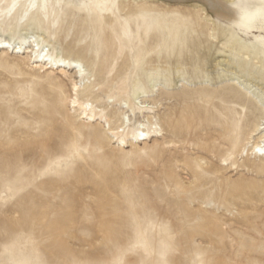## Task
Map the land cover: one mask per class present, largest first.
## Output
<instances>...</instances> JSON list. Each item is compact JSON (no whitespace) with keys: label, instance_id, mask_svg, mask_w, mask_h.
<instances>
[{"label":"rangeland","instance_id":"1","mask_svg":"<svg viewBox=\"0 0 264 264\" xmlns=\"http://www.w3.org/2000/svg\"><path fill=\"white\" fill-rule=\"evenodd\" d=\"M143 2L0 0L1 39L85 70L0 50V264H264L262 33L221 18L264 0Z\"/></svg>","mask_w":264,"mask_h":264},{"label":"bare ground","instance_id":"2","mask_svg":"<svg viewBox=\"0 0 264 264\" xmlns=\"http://www.w3.org/2000/svg\"><path fill=\"white\" fill-rule=\"evenodd\" d=\"M134 1L136 3H138V2L142 3L145 0H134ZM171 1L184 2L185 0H171ZM204 1L206 3L207 7L212 10V12H215V13L220 12L219 7L216 5L218 2L215 4L214 0H204ZM191 7L196 8V6H194L193 4ZM226 7H225L226 8L225 10L222 9L221 18H224V20H223L224 22L225 21L230 22L229 24H231L234 28L240 29L238 27L240 15L236 14L234 16V14L236 12L232 8V6H230V7L226 6ZM202 12H203V10H202ZM218 15H220V14H218ZM204 18L205 17H203V19ZM219 18L220 17H218V19ZM24 44L26 46L23 48L22 46H18L17 44H12L10 41L3 40L0 38V50H3L7 53H12V54H19V55H21V54L25 55L26 54L25 59H27L28 62L32 63L33 67L35 69H37L38 71H41V70L55 71V70H57L61 74L67 76V74H68L67 68H69L70 70L74 71V74L76 75L77 78L84 76V74H85L84 66H82L78 60H73V61L68 62L67 59L55 58L50 53V50L46 49L45 46H40V44L38 43V40L34 39L33 36H26ZM37 52H38V55L36 56ZM218 53H223V51H218ZM60 61H63V63H61ZM224 61H226V60H224ZM244 63L248 64L245 61H244ZM89 79L87 82L84 81L83 84L82 83L78 84V82L73 81V87H74V91L76 92V94H75V97L71 98L69 102L72 105V107L75 108V112H78V114L80 116L83 115V116L88 117L90 120H93V119L95 120V118L98 115L96 108L93 107V105L90 103V100L87 101L84 99L85 97H88L90 95V92L94 91V87L92 86L91 82L89 83ZM82 86H84V87L82 88ZM73 101H75V103H73ZM87 105H91V107H87ZM129 122H130L129 116L124 115L123 125H126ZM116 129H118V128H116ZM140 131H144L146 133V135L143 137H140L138 135V133ZM158 131L161 132V129H158ZM255 131L257 134L251 136V139L253 140V145L252 144L249 145V146H251V145L252 146L250 147V149H248L247 153H250L251 155H254L260 159H264V123H260L258 126H256ZM109 134L111 136H113L112 133L109 132ZM115 134L118 135V134H120V132L117 131ZM113 137H115V136H113ZM131 137L136 141H138V140L145 141L148 138V126L146 124H143V123H138L137 128H136V134L132 135ZM126 139H127V137L120 136L118 141L121 145H124L126 143Z\"/></svg>","mask_w":264,"mask_h":264},{"label":"snow or ice","instance_id":"3","mask_svg":"<svg viewBox=\"0 0 264 264\" xmlns=\"http://www.w3.org/2000/svg\"><path fill=\"white\" fill-rule=\"evenodd\" d=\"M31 7L34 8L36 5L32 4ZM236 7L242 9L238 22V27L241 29L242 34L251 35L252 31L256 27H259L260 32L262 33L260 44L261 46H264V5H261L260 9L257 11H250V5L237 4ZM60 62L63 63V61ZM73 103H75V101H73ZM87 107H91V105H87ZM120 131L123 132L124 129L121 128ZM138 135L143 137L146 133L144 131H140Z\"/></svg>","mask_w":264,"mask_h":264}]
</instances>
